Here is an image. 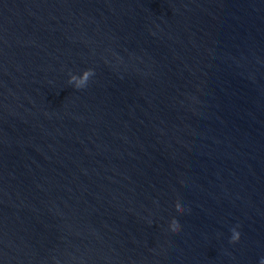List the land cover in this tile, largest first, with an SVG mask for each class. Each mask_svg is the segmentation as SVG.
I'll return each mask as SVG.
<instances>
[{"label":"water","instance_id":"95a60500","mask_svg":"<svg viewBox=\"0 0 264 264\" xmlns=\"http://www.w3.org/2000/svg\"><path fill=\"white\" fill-rule=\"evenodd\" d=\"M262 261L264 0H0V264Z\"/></svg>","mask_w":264,"mask_h":264},{"label":"clouds","instance_id":"9594fccd","mask_svg":"<svg viewBox=\"0 0 264 264\" xmlns=\"http://www.w3.org/2000/svg\"><path fill=\"white\" fill-rule=\"evenodd\" d=\"M94 71L92 69L86 70L82 76L77 77L76 75L71 76V79L69 80L70 84H74L77 89H83L87 86L90 78L94 75ZM75 82V83H74ZM177 209L181 214L185 212V209L181 207L179 204H177ZM173 231L176 233H179L181 231L180 224L173 220L172 222ZM240 240V233L236 231L235 229L232 230V243H238ZM262 264H264V261H262Z\"/></svg>","mask_w":264,"mask_h":264}]
</instances>
